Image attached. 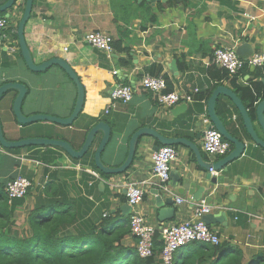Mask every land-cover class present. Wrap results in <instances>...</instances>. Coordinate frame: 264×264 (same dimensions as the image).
Instances as JSON below:
<instances>
[{"label": "crops", "instance_id": "obj_1", "mask_svg": "<svg viewBox=\"0 0 264 264\" xmlns=\"http://www.w3.org/2000/svg\"><path fill=\"white\" fill-rule=\"evenodd\" d=\"M7 1L0 0V5ZM23 12V5H18L8 12L9 17L0 14L9 21L7 33L16 48L15 53L0 48V86L11 82L27 86L29 94L23 109L27 116L67 118L75 107L77 88L59 67L43 73L28 68L15 38ZM89 32L111 36L123 51L114 47L109 57L86 42ZM25 39L36 64L60 58L72 66L85 87L86 101L72 126L43 121L20 133L23 130L13 110L17 94L9 92L0 101V121L7 139L42 137L71 141L75 147H82L84 133L103 121L112 129V139L103 153L107 166L119 167L126 161L130 141L143 127L153 128L168 138L195 142L204 160L212 162L202 148L204 126L200 121L208 114L210 98L195 100L185 112L174 116L172 109L160 105L154 94L143 89L141 81L144 75H152L150 69L156 66L170 79L172 92L212 89L213 94L217 87L225 86L238 95L231 80L217 82L211 77L213 66L223 69L214 63V53L218 48H232L247 60L264 52V0H167L155 5L146 0H34ZM247 43L252 50L245 53L242 46ZM245 68L237 77L238 86L256 93L264 90V67ZM258 73L262 76L258 77ZM120 85L135 88L131 102L113 100L112 94ZM217 113L229 131L247 143L245 154L229 165L227 172L211 171L212 177L218 178L217 184L207 179V170L183 145L175 146L179 156L171 165L167 188L162 190L150 182L155 146H164L152 137L140 139L132 166L118 175H100L92 166L74 162L58 147L8 151L0 146V184L19 176L32 182L28 196L23 202L17 201L15 229L22 233L20 225L27 224L30 230L29 218L36 205L49 204L53 197L57 202L75 203L80 221L96 223V227L106 216L114 221H129L134 209L125 196L128 183L144 187L143 202L136 210L159 234L162 228L192 220L196 208L206 202L215 218L208 226L218 232L221 243L230 245L234 252L240 251L244 262L264 253V149L251 141L238 108L229 98H219ZM254 124L264 139L258 119ZM197 134H201L200 139ZM102 138V134L98 135L95 152ZM159 197L164 204L170 198L175 202L174 218L164 223L158 220ZM178 199L183 200L182 204L177 203ZM164 207L171 208L167 204ZM136 243L132 233L123 241L124 246L131 248H136ZM175 260H179L178 255Z\"/></svg>", "mask_w": 264, "mask_h": 264}, {"label": "trees", "instance_id": "obj_2", "mask_svg": "<svg viewBox=\"0 0 264 264\" xmlns=\"http://www.w3.org/2000/svg\"><path fill=\"white\" fill-rule=\"evenodd\" d=\"M15 38L18 39L17 33ZM113 46L120 48L119 43L113 42ZM120 50L123 51L122 48ZM150 70L153 76L166 80L167 92L173 91V85L162 68L153 66ZM257 76H262V73ZM211 77L217 82L231 80L253 122L257 121L256 104L264 100V90H257L256 93L254 90L239 87L238 75L231 78L227 70H218L215 66L211 69ZM256 87L259 89V85L256 84ZM211 94L212 89L195 94L194 99L207 100ZM240 120L243 123L242 117ZM90 130L84 133V142ZM67 142L73 145L71 141ZM73 147L77 150L81 148ZM94 156L95 150L92 146L82 159L73 160L90 165L100 175H104L97 168ZM13 179L15 178L10 181ZM6 185L0 184V264H162L160 258L158 259L163 247L159 233L155 237L154 255L142 258L138 256L136 248L123 245L124 238L131 233L130 220L114 221L106 216L97 227L92 222H89L92 224L89 226L88 222L80 221L75 203L57 202L54 197L49 204L36 205L29 218V234L21 233L15 229L14 212L17 203L23 202L25 198L16 199L11 204ZM176 255L179 256L177 264H264V253L244 262L241 252L232 251L231 246L225 243L211 245L192 242L181 247Z\"/></svg>", "mask_w": 264, "mask_h": 264}, {"label": "water", "instance_id": "obj_3", "mask_svg": "<svg viewBox=\"0 0 264 264\" xmlns=\"http://www.w3.org/2000/svg\"><path fill=\"white\" fill-rule=\"evenodd\" d=\"M137 1L141 3L145 0H137ZM146 1L151 3L152 5H155V3L158 2H167V0H146ZM18 5H23L24 7V12L18 25V40H19L21 52L23 54V57L25 59L28 68L36 73L46 72L52 69L53 67L61 68L75 84L77 88V100L75 103V107L72 111V114L67 118H60L48 114H33L27 116L24 113L23 109H24V103L29 94L28 88L23 83L11 82L0 86V101L9 92H15L17 94L14 100L13 110L16 115L17 121L21 126V129L23 130L20 133H24L25 128L28 127L29 125L43 121L53 122L63 126H72L75 123V121L80 117V114L83 111L86 101L85 87L83 86L75 70L64 59L54 58L42 64L39 65L36 64L25 39V27L32 15L34 0H25V2L23 3H20L19 0H8L6 3L0 6V14H6V16L9 17L8 12L9 11L11 12V10H13ZM242 49H244V52L247 53L248 51H250L251 47L247 43L242 46ZM174 69L177 70L175 64H174ZM221 96L229 98L234 103V105L238 108L241 114L249 138L256 145L264 149V139L258 133L256 126L250 116L249 110L246 108V106L244 105L242 100L238 97V95L234 91H232L231 89L225 86H219L214 90L212 96L208 101V107H207L208 116L211 119L212 124L222 134V136L227 141H229V143L232 146L231 152L218 162H206L204 160V156L199 145H197L195 142L190 141L187 138H181V137L168 138L161 135L153 128L143 127L138 131H136V133L133 135L130 141L128 156L126 161L119 167L107 166L103 161V153L112 139V129L108 123L103 121L97 123L94 127L91 128V130L87 134L83 146L79 150L75 149L73 145L67 141L42 138V137H36V138L23 137L21 139L11 141L6 138L0 121V146L6 150H16V149L29 148L34 146H41L45 148L58 147L63 149L72 158L81 159L88 153L91 147L94 146L98 135L102 134L103 138L95 152V164L97 168L105 175H118L125 173L132 166L140 139H142L143 137H152L155 138L160 143V145H164V146L183 145L191 149L194 152L200 167L207 170L208 172L207 179L210 180L213 184H217L218 178L212 177L211 170L215 172H220V171L227 172L228 166L239 160L247 150V143L243 139L231 133L227 128L225 122L220 118V116L217 113V104ZM188 107H189L188 104L178 105L172 109V114L174 116H177L179 113L185 112L188 109ZM256 111H257L259 126L261 127L264 133V100L256 104ZM197 138L200 139L201 134H197ZM159 149L160 146H155L156 151H158ZM202 191L203 188H200L199 192ZM194 198L198 199L196 196ZM157 201H158V207L161 208L158 220L164 223L170 219H173L175 213L174 200L170 198L165 201V204L171 206L170 209H166V207H164L165 204L164 201L162 200V197H159ZM214 220L215 218L213 217V215L210 214L206 215L204 218V221L206 222L207 225H210L211 222H213Z\"/></svg>", "mask_w": 264, "mask_h": 264}, {"label": "built area", "instance_id": "obj_4", "mask_svg": "<svg viewBox=\"0 0 264 264\" xmlns=\"http://www.w3.org/2000/svg\"><path fill=\"white\" fill-rule=\"evenodd\" d=\"M9 21L0 16V48L5 47L12 53L16 52L11 37L7 30ZM86 42L92 47L105 52L109 57L114 53V46L111 36L102 32H89L85 36ZM214 63L229 72L231 77L239 75L245 67H264V52L255 53L249 59H241L236 49L218 48L215 50ZM144 90L154 94L160 105L165 108L173 109L182 104H191L195 101L194 95L200 93L198 89L193 92H167V82L163 77L153 75H144L141 81ZM136 90L131 85L118 86L113 94V100L121 103H129L134 97ZM115 104L112 105L114 107ZM108 107L107 112L110 110ZM201 123L204 126L202 137V148L204 153L212 160L224 158L232 149L231 144L212 124L208 114L201 117ZM179 151L175 146H163L152 156V170L149 178L150 182L157 184L162 190L166 189V183L170 180L171 165L177 160ZM212 173L214 172L211 170ZM97 176V174H95ZM32 182L23 176L16 177L6 185V193L10 203L16 199H24L28 196ZM126 193L128 204L134 209L130 219L131 233L137 239L135 245L138 256L149 258L154 255L155 237L158 229L150 224L144 215H141L136 209L143 202L145 191L144 187L137 184H126ZM183 200L178 199L177 203L182 204ZM212 211L211 206L206 202L200 204L192 220L183 221L161 229V239L163 247L159 258L162 264H175V255L179 249L192 242H201L211 245H219L221 237L218 232L211 229L204 218Z\"/></svg>", "mask_w": 264, "mask_h": 264}, {"label": "rangeland", "instance_id": "obj_5", "mask_svg": "<svg viewBox=\"0 0 264 264\" xmlns=\"http://www.w3.org/2000/svg\"><path fill=\"white\" fill-rule=\"evenodd\" d=\"M26 226H27V224H25V226H24V224H21L20 225V230L23 231V232H25L27 234L29 232V230H28V227H26ZM175 258H176V255H175ZM175 261H176V264H177L178 261L177 260H175Z\"/></svg>", "mask_w": 264, "mask_h": 264}]
</instances>
